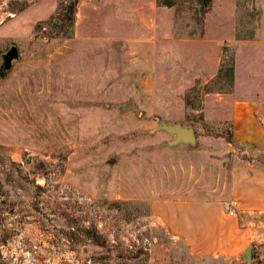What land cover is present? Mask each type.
I'll return each mask as SVG.
<instances>
[{
    "label": "rangeland",
    "instance_id": "rangeland-1",
    "mask_svg": "<svg viewBox=\"0 0 264 264\" xmlns=\"http://www.w3.org/2000/svg\"><path fill=\"white\" fill-rule=\"evenodd\" d=\"M205 1L0 0V264H229L153 213L264 169L229 140L232 101L264 99V0Z\"/></svg>",
    "mask_w": 264,
    "mask_h": 264
},
{
    "label": "crops",
    "instance_id": "crops-1",
    "mask_svg": "<svg viewBox=\"0 0 264 264\" xmlns=\"http://www.w3.org/2000/svg\"><path fill=\"white\" fill-rule=\"evenodd\" d=\"M232 42L245 44L242 47L246 48L255 44L249 39ZM239 79L237 77V81ZM230 122L235 142L264 152L263 98L255 95L234 99ZM243 162L228 170V201L190 199L153 203V213L172 233L181 237L194 254L240 264L252 240L264 238V169L256 160ZM234 202L236 207L232 206Z\"/></svg>",
    "mask_w": 264,
    "mask_h": 264
},
{
    "label": "water",
    "instance_id": "water-1",
    "mask_svg": "<svg viewBox=\"0 0 264 264\" xmlns=\"http://www.w3.org/2000/svg\"><path fill=\"white\" fill-rule=\"evenodd\" d=\"M18 59H19L18 49L17 47L13 46L11 50L4 56V60H5L4 72H8L12 67L13 61ZM160 128L176 136L175 140L172 142L173 145L179 143H185L190 145L196 144L197 141L196 133L195 130L191 127L188 128L178 124H174V125L162 124ZM252 251H253V245H249L241 257L243 264H252V259H253Z\"/></svg>",
    "mask_w": 264,
    "mask_h": 264
},
{
    "label": "trees",
    "instance_id": "trees-1",
    "mask_svg": "<svg viewBox=\"0 0 264 264\" xmlns=\"http://www.w3.org/2000/svg\"><path fill=\"white\" fill-rule=\"evenodd\" d=\"M210 2H211V0H206V1H205V4L209 6V5H210ZM193 129H194V128H193ZM194 130H195V129H194ZM195 133H196V137H198V134H197V131H196V130H195ZM229 140H230L231 142H235L232 132L230 133Z\"/></svg>",
    "mask_w": 264,
    "mask_h": 264
},
{
    "label": "built area",
    "instance_id": "built-area-1",
    "mask_svg": "<svg viewBox=\"0 0 264 264\" xmlns=\"http://www.w3.org/2000/svg\"><path fill=\"white\" fill-rule=\"evenodd\" d=\"M232 206H233V207H236V206H237V203H236V202H234V203L232 204ZM230 214H231V215H233V214H234V212H233V211H231V212H230ZM252 262H253V264H255V263H254V262H255L254 260H252Z\"/></svg>",
    "mask_w": 264,
    "mask_h": 264
}]
</instances>
